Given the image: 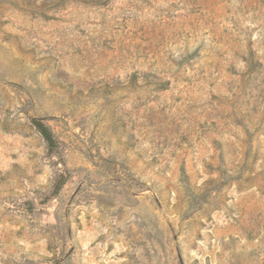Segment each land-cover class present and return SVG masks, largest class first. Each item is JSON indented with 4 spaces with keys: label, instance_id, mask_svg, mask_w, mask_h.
Returning a JSON list of instances; mask_svg holds the SVG:
<instances>
[{
    "label": "rangeland",
    "instance_id": "1",
    "mask_svg": "<svg viewBox=\"0 0 264 264\" xmlns=\"http://www.w3.org/2000/svg\"><path fill=\"white\" fill-rule=\"evenodd\" d=\"M0 264H264V0H0Z\"/></svg>",
    "mask_w": 264,
    "mask_h": 264
},
{
    "label": "trees",
    "instance_id": "2",
    "mask_svg": "<svg viewBox=\"0 0 264 264\" xmlns=\"http://www.w3.org/2000/svg\"><path fill=\"white\" fill-rule=\"evenodd\" d=\"M33 124L44 137L43 139L47 141L49 149L53 151L56 148V140L51 128L45 122L38 119H34Z\"/></svg>",
    "mask_w": 264,
    "mask_h": 264
}]
</instances>
